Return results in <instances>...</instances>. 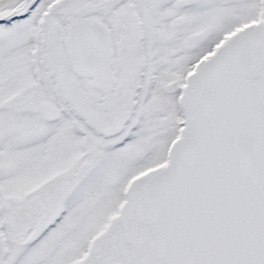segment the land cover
Masks as SVG:
<instances>
[{
    "label": "snow or ice",
    "instance_id": "6c2138e0",
    "mask_svg": "<svg viewBox=\"0 0 264 264\" xmlns=\"http://www.w3.org/2000/svg\"><path fill=\"white\" fill-rule=\"evenodd\" d=\"M0 264H264V0H0Z\"/></svg>",
    "mask_w": 264,
    "mask_h": 264
}]
</instances>
